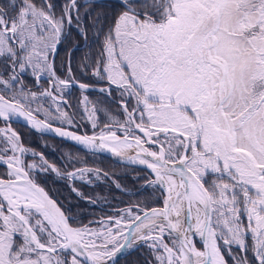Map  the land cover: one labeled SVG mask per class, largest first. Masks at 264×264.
<instances>
[{
    "label": "snow or ice",
    "instance_id": "snow-or-ice-1",
    "mask_svg": "<svg viewBox=\"0 0 264 264\" xmlns=\"http://www.w3.org/2000/svg\"><path fill=\"white\" fill-rule=\"evenodd\" d=\"M73 30L88 48L81 78L75 48L57 65ZM18 119L137 166L147 195H86L75 181L112 179L128 193L70 154L51 163L12 128ZM0 120V264H118L138 247L146 264H264V0H115L99 11L94 0H6ZM49 173L101 214L85 222L50 194Z\"/></svg>",
    "mask_w": 264,
    "mask_h": 264
},
{
    "label": "trees",
    "instance_id": "trees-1",
    "mask_svg": "<svg viewBox=\"0 0 264 264\" xmlns=\"http://www.w3.org/2000/svg\"><path fill=\"white\" fill-rule=\"evenodd\" d=\"M5 2L6 0H0V4ZM53 2L57 5H61L64 3V0H53ZM79 2L81 4L88 3H86V0H79ZM114 2L115 0H94V6L96 7V10L99 11L103 6L111 5ZM89 35L91 36V33ZM77 45H79V47H77ZM73 48H75V51L71 52L72 65L73 68L76 69V76L81 78V73L78 70V66L81 63V59L85 52L88 51V48L85 42L75 32V30H73L72 36L69 38V40L60 46L57 56V65L59 66L62 61L67 60L69 56L68 50ZM26 80L29 85L33 87V90H38L35 88L30 74H26ZM41 86L46 88L48 85L46 82L42 81ZM80 96V91L73 88L69 99L72 103H77ZM89 96L90 99L96 100L98 98V93L90 92ZM112 107L115 108V105ZM77 119H79V117H77ZM0 127H4L2 120H0ZM12 128L21 134L26 146L38 152H42L51 163H54L57 166H62V163L66 161L68 155L70 154L72 157L84 162L77 166L86 165L87 167L99 168L108 172L109 175L113 177V179L119 180L128 193V195H125L123 192L117 190L112 179L94 182V186L91 187L83 184L79 180L75 181V186L88 196H105L108 197L109 200H111L112 197H117L120 200L128 201L143 199L147 195V193L141 191L143 180L135 179L137 175H145V173L140 169L117 164L111 159L101 155L83 152L80 149L63 141L36 134L27 127L17 123H12ZM41 179L46 188L49 190L50 194H52L54 197L59 198L65 204H68L70 200L72 206L74 207V211H80L83 218L85 219V222L92 218L90 215L91 213H96L97 215L101 214L99 208H92L90 205L85 203L84 200L77 198L76 194L73 193L69 187V184L72 183L71 181L58 178L53 173H49L47 176L41 177ZM133 193H136L137 195H132ZM112 202L115 203V201ZM150 259L151 257L149 256L147 248L138 247L121 258L118 264H146V261Z\"/></svg>",
    "mask_w": 264,
    "mask_h": 264
},
{
    "label": "water",
    "instance_id": "water-1",
    "mask_svg": "<svg viewBox=\"0 0 264 264\" xmlns=\"http://www.w3.org/2000/svg\"><path fill=\"white\" fill-rule=\"evenodd\" d=\"M87 2H88V0H87ZM96 2H98V1H96ZM12 123H17V124L23 125V126L27 127L28 129H30L32 132H34V133H36V134H39V135H41V136H46V137L54 138V139H57V140L63 141V142H65V143H68V144H70V145H72V146H74V147L80 149V150L83 151V152H86V153H89V154L101 155V156H104V157H107V158L111 159L113 162H115V163H117V164H120V165H124V166H128V167H132V168L139 169L137 166L127 165L126 163H121L117 158L113 157V156H112L110 153H108V152H92V151H90V150H87V149L83 148V146L77 145V144H76L75 142H73V141H70V140H67V139H63V138L56 137V136H54V134H52V133H39V132H36L35 130L31 129L30 126H28V125L26 124V122H25L23 119L14 120ZM140 170H141V169H140ZM197 242L199 243L198 238H197ZM136 249H137V248H136ZM131 251H133V250H131ZM131 251H129V250H125L124 254L121 255V256L119 257V260H120L121 258H123L124 256H126V255H127L129 252H131Z\"/></svg>",
    "mask_w": 264,
    "mask_h": 264
},
{
    "label": "rangeland",
    "instance_id": "rangeland-1",
    "mask_svg": "<svg viewBox=\"0 0 264 264\" xmlns=\"http://www.w3.org/2000/svg\"><path fill=\"white\" fill-rule=\"evenodd\" d=\"M83 1H85V0H83ZM86 3H87V0H86ZM198 243V242H197ZM198 246H199V243H198Z\"/></svg>",
    "mask_w": 264,
    "mask_h": 264
}]
</instances>
